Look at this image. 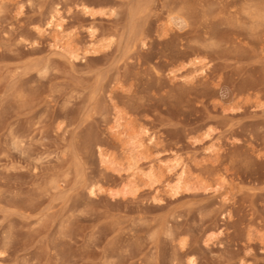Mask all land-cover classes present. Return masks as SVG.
<instances>
[{
    "label": "rangeland",
    "instance_id": "374dc122",
    "mask_svg": "<svg viewBox=\"0 0 264 264\" xmlns=\"http://www.w3.org/2000/svg\"><path fill=\"white\" fill-rule=\"evenodd\" d=\"M237 1L0 0V264H264V23Z\"/></svg>",
    "mask_w": 264,
    "mask_h": 264
},
{
    "label": "bare ground",
    "instance_id": "6f19581e",
    "mask_svg": "<svg viewBox=\"0 0 264 264\" xmlns=\"http://www.w3.org/2000/svg\"><path fill=\"white\" fill-rule=\"evenodd\" d=\"M187 0H181L182 3L187 4L189 3L186 2ZM208 1V0H207ZM226 1V0H225ZM237 0H234L233 2H227L229 3V5L232 6V4L236 3ZM245 2V6L243 8L242 11L239 10H229V14L231 17H233V19H235L236 21H239L240 19H247L248 22L250 23L252 26L254 25H261V23H264V2L260 0L261 3H259V0L257 2V0H243ZM178 2V1H177ZM238 2V1H237ZM197 3V2H196ZM178 4V3H177ZM226 5V4H225ZM187 6V5H186ZM185 7V6H184ZM234 9V6H232ZM172 8V7H171ZM194 8V7H193ZM204 8V7H203ZM177 9V8H176ZM232 9V8H231ZM140 10V9H139ZM185 10V9H184ZM196 12V11H194ZM216 12V11H215ZM188 13V12H187ZM205 13V12H204ZM180 15V14H179ZM182 15V13H181ZM206 15V14H204ZM207 16V15H206ZM178 18V16H177ZM180 18V17H179ZM184 18V17H183ZM201 18V17H200ZM190 19V18H189ZM188 19V20H189ZM183 20V19H182ZM231 20V19H230ZM184 21V20H183ZM189 22V21H187ZM237 23V22H236ZM52 24V29L55 30V32L57 33L56 35L54 34V38H56V41H59L60 39L62 40V37H58V34L61 35L62 33L65 32V25L64 22L61 20L60 16H56L54 18V20L52 19V22L50 23ZM174 24V23H173ZM213 24V23H212ZM241 24V23H240ZM209 26V25H208ZM214 26V25H213ZM247 26V25H246ZM262 26V25H261ZM252 29V28H251ZM255 29V28H254ZM128 38V37H127ZM128 41V40H127ZM126 41V42H127ZM139 42V41H138ZM59 43V42H58ZM126 44V43H125ZM59 45V44H58ZM62 46V45H61ZM60 48V47H59ZM64 48V47H63ZM205 68L206 67H202V72H205ZM151 148H147V151H149ZM186 170H183V172L181 173V175H185ZM186 176V175H185ZM182 178V177H181ZM182 181V179H181Z\"/></svg>",
    "mask_w": 264,
    "mask_h": 264
}]
</instances>
